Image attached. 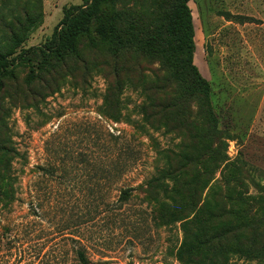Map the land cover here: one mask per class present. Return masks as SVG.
I'll list each match as a JSON object with an SVG mask.
<instances>
[{"label":"rangeland","instance_id":"1","mask_svg":"<svg viewBox=\"0 0 264 264\" xmlns=\"http://www.w3.org/2000/svg\"><path fill=\"white\" fill-rule=\"evenodd\" d=\"M81 4L0 0V53L34 49L0 89V264H264V0L188 2L210 98L156 53L172 0H107L76 54L44 61Z\"/></svg>","mask_w":264,"mask_h":264},{"label":"trees","instance_id":"2","mask_svg":"<svg viewBox=\"0 0 264 264\" xmlns=\"http://www.w3.org/2000/svg\"><path fill=\"white\" fill-rule=\"evenodd\" d=\"M107 0H82L81 5H71L63 9V16L55 26L53 33L48 37L44 44L36 50L42 56L44 61L56 60L63 61L67 56L76 54V42L79 36L85 32L91 19L95 17L100 6ZM191 0H172L173 6L169 15H166V24L162 29L165 30L167 35L171 38L174 45L169 50L164 52L161 48L156 51L158 55L164 59V62L169 69L170 77L174 82L179 83L182 86L183 93L187 96L200 95L210 98V85L202 78L198 69L193 64V56L195 51L194 44V27L191 16V11L188 7V2ZM34 49H28L22 51L19 55L10 57L14 54L13 51L9 53H0V89L4 78L9 74L10 70L15 66H18L19 62L24 60L23 53L29 51L33 52ZM170 106V104H169ZM167 107V105H165ZM159 109L164 106L158 105ZM8 152L4 148H0V152ZM0 169L3 166L0 163ZM162 171H158L160 173ZM157 181V178L152 177L149 184ZM187 184V183H184ZM12 192V191H11ZM10 191L4 190L0 193V200L13 201V195ZM131 189H125L121 192L119 202H125L129 199ZM169 203H162L159 206L158 214L162 221L171 220L172 216L176 213L173 210L174 197L168 199ZM194 200V197H193ZM192 200V202H193ZM194 203L192 208H194ZM205 207L204 203L200 205V208L196 212H199ZM185 220V218H182ZM177 220H180L177 218ZM190 221H185V225ZM12 238L8 234V230L5 229L4 233H0V242L5 240L7 244H10ZM181 248L178 250V257L181 255ZM76 252L77 261L79 264H89L84 249L80 248ZM181 258V256L179 257Z\"/></svg>","mask_w":264,"mask_h":264}]
</instances>
